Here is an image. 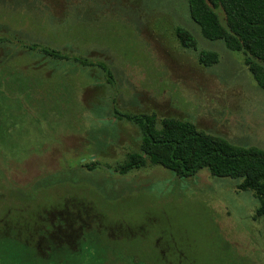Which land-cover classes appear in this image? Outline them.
Returning a JSON list of instances; mask_svg holds the SVG:
<instances>
[{
	"label": "rangeland",
	"instance_id": "374dc122",
	"mask_svg": "<svg viewBox=\"0 0 264 264\" xmlns=\"http://www.w3.org/2000/svg\"><path fill=\"white\" fill-rule=\"evenodd\" d=\"M176 26L191 33L196 50L181 47ZM9 29L51 46L72 39L59 48L104 62L114 82L98 67L88 74L67 63L55 68L24 48L1 62L0 193H27L48 180L37 191L56 202L68 195L61 179H72L94 194L115 234L126 231L113 240L134 258L128 264H264V217L253 216L258 201L235 180L205 168L177 178L148 160L113 171L140 139L113 108L187 119L264 150V89L241 52L202 36L186 0H0V32ZM201 49L215 51L217 62L200 65ZM27 84L38 97L22 94Z\"/></svg>",
	"mask_w": 264,
	"mask_h": 264
},
{
	"label": "trees",
	"instance_id": "16d2710c",
	"mask_svg": "<svg viewBox=\"0 0 264 264\" xmlns=\"http://www.w3.org/2000/svg\"><path fill=\"white\" fill-rule=\"evenodd\" d=\"M186 1L189 16L202 36L220 39L228 49L241 52L257 86L264 89V0ZM217 9L223 13V19ZM17 31L0 32L3 65L15 59L17 49L24 48L29 58L47 59L55 68L67 63L88 74L91 68L98 67L105 81L113 84L111 71L104 62L59 48V45L71 47L72 39L60 41L59 37L51 46L29 40L35 37L33 34H26L25 38ZM174 35L181 47L196 50L195 39L187 29L176 26ZM196 59L200 65L209 67L217 62L218 56L215 51L201 49L196 51ZM33 90L27 84L22 94L29 96ZM36 93L35 98L39 96ZM112 115L134 123L140 131L138 150L129 152L113 168L114 172L125 174L142 167L147 160L177 178L191 177L205 168L212 176L235 180L238 191H251L258 201L253 216L264 217L263 149L232 144L220 135L198 129L187 119H157L153 112L131 113L117 108H113ZM86 166L96 167L95 163ZM67 179L61 180L68 195H62L56 202L50 196L46 198L43 190L37 191L53 184L48 180L43 186H32L27 193L22 190H10L7 196L0 193V264H128L134 260L121 253L113 240L126 231L121 229L115 234L102 210L97 208L94 194ZM82 190L85 193L80 194Z\"/></svg>",
	"mask_w": 264,
	"mask_h": 264
}]
</instances>
